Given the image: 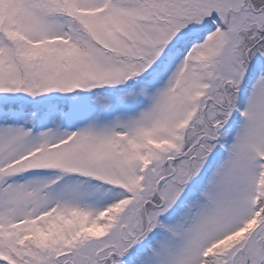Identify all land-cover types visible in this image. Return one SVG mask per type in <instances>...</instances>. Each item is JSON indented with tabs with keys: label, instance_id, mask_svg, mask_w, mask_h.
I'll use <instances>...</instances> for the list:
<instances>
[{
	"label": "rangeland",
	"instance_id": "374dc122",
	"mask_svg": "<svg viewBox=\"0 0 264 264\" xmlns=\"http://www.w3.org/2000/svg\"><path fill=\"white\" fill-rule=\"evenodd\" d=\"M249 7L0 0V264L248 262L264 214V42L250 60L242 45L264 12ZM202 126L214 141L191 148Z\"/></svg>",
	"mask_w": 264,
	"mask_h": 264
},
{
	"label": "water",
	"instance_id": "95a60500",
	"mask_svg": "<svg viewBox=\"0 0 264 264\" xmlns=\"http://www.w3.org/2000/svg\"><path fill=\"white\" fill-rule=\"evenodd\" d=\"M263 228H264V220L250 233L248 238L250 253H253L255 251V246H254L255 237ZM251 264H258L257 260H255Z\"/></svg>",
	"mask_w": 264,
	"mask_h": 264
},
{
	"label": "bare ground",
	"instance_id": "6f19581e",
	"mask_svg": "<svg viewBox=\"0 0 264 264\" xmlns=\"http://www.w3.org/2000/svg\"><path fill=\"white\" fill-rule=\"evenodd\" d=\"M264 239V233H262L261 238L259 240H257V253L258 255V261L262 260V258L264 257V251H262L261 245L259 244V241ZM256 259L255 253H252L250 255V261H254ZM237 264V263H235ZM239 264H248L247 261H243L242 263Z\"/></svg>",
	"mask_w": 264,
	"mask_h": 264
},
{
	"label": "trees",
	"instance_id": "16d2710c",
	"mask_svg": "<svg viewBox=\"0 0 264 264\" xmlns=\"http://www.w3.org/2000/svg\"><path fill=\"white\" fill-rule=\"evenodd\" d=\"M254 3H256L257 5H261L264 3V0H253Z\"/></svg>",
	"mask_w": 264,
	"mask_h": 264
}]
</instances>
